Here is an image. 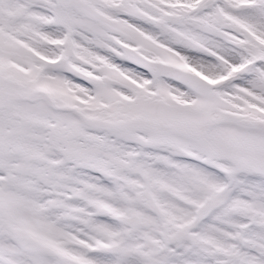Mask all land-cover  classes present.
Returning <instances> with one entry per match:
<instances>
[{
  "label": "snow or ice",
  "instance_id": "6c2138e0",
  "mask_svg": "<svg viewBox=\"0 0 264 264\" xmlns=\"http://www.w3.org/2000/svg\"><path fill=\"white\" fill-rule=\"evenodd\" d=\"M0 264H264V0H0Z\"/></svg>",
  "mask_w": 264,
  "mask_h": 264
}]
</instances>
